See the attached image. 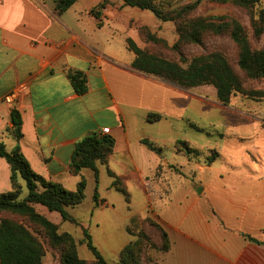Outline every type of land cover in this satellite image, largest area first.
I'll list each match as a JSON object with an SVG mask.
<instances>
[{
    "label": "crops",
    "instance_id": "1",
    "mask_svg": "<svg viewBox=\"0 0 264 264\" xmlns=\"http://www.w3.org/2000/svg\"><path fill=\"white\" fill-rule=\"evenodd\" d=\"M99 3L77 0L58 15L53 0H0V143L8 150L16 145L6 132L16 109L18 145L31 169L74 191L75 145L108 134L115 141L108 168L127 184L137 181L146 204L149 180L161 174L170 185L155 213L171 243L159 264H264V105L239 96L223 105L212 86L187 89L134 70L127 40L144 49L139 29L147 28L172 45L174 27L121 0H107L96 18ZM69 71L86 76L85 94L75 93ZM18 88L20 101L6 105L4 97ZM149 114L160 119L149 123ZM179 140L217 157L210 164L190 160L176 149ZM10 190V168L0 158V194ZM97 241L118 250L117 240Z\"/></svg>",
    "mask_w": 264,
    "mask_h": 264
},
{
    "label": "trees",
    "instance_id": "2",
    "mask_svg": "<svg viewBox=\"0 0 264 264\" xmlns=\"http://www.w3.org/2000/svg\"><path fill=\"white\" fill-rule=\"evenodd\" d=\"M77 0H53L54 11L61 15L65 13ZM125 6L152 12L161 22H174L180 39L194 44H200V33L212 31L220 33L229 31L230 38L239 46L237 66L248 79L264 78V51L254 52L244 34L243 28L233 22L231 25L222 23L215 25L212 19H196L194 22L185 21L184 15L193 12L201 2L187 4L179 9H172L174 0H121ZM227 2L229 0H211ZM242 6L254 4L256 0H230ZM107 0H100L92 11L96 18L105 9ZM252 27L256 35L262 32L254 22ZM139 35L146 44L144 49L127 40L128 50L135 55L132 68L146 75H151L168 81L183 88L192 89L200 86H212L216 90L218 102L229 105L233 97H242L251 101L264 100V90L246 89L241 79L232 70L228 60L220 51H213L195 56L187 67H181L177 62L152 53L148 46L165 44L161 39L151 34L147 28H140ZM172 50L177 51V44ZM181 56V54H180ZM67 77L76 94L83 95L88 91L86 76L79 71H69ZM160 119L159 115L149 114L147 122L152 123ZM12 129H7L16 145L7 149L0 143V158H3L10 168L11 190L0 194V264H43V247L35 235L22 223L12 220L6 214L24 219L28 225H38L44 235L61 250V264H87L77 256L76 245L68 234L57 233V226L50 222L35 206H42L50 213H58L63 222H75L68 212L69 208L80 205L85 198L86 180L82 171L89 169L93 172L96 184L99 181V165H107L114 151L115 141L108 134H91L78 141L69 164V173L80 177L74 191L65 189L60 183L46 180L36 174L23 156L19 141L22 138V117L19 111H10ZM150 151L161 155L162 150L148 140L141 141ZM175 147L189 159L197 158L200 152L182 140L176 142ZM217 157L212 151L208 164ZM171 168H175L172 166ZM178 171L177 169H175ZM113 178L112 185L128 199L125 187L118 188L119 182L124 181L112 171H108ZM97 186L94 192V202H98ZM129 235L135 237L119 253L118 264H159L152 259L148 251L156 250L166 253L171 243L164 227L146 217H133L127 228ZM86 247L94 257V264H108L98 249L92 243L87 232H84ZM253 241L252 239H250Z\"/></svg>",
    "mask_w": 264,
    "mask_h": 264
},
{
    "label": "rangeland",
    "instance_id": "3",
    "mask_svg": "<svg viewBox=\"0 0 264 264\" xmlns=\"http://www.w3.org/2000/svg\"><path fill=\"white\" fill-rule=\"evenodd\" d=\"M195 1L196 0H174L171 2V8L179 9ZM183 18L185 21L190 22H194L196 19H212L215 25H220L222 23L231 25L233 22L238 23L243 28L251 49L254 52L264 51V0H256L254 4L249 6L238 5L230 0L227 2L201 0L198 7L193 12L185 14ZM252 22L255 23L257 28H262V32L259 35H256L252 27ZM168 23L174 27L176 35L175 42L170 45L164 39L159 38L165 44L158 43L148 46V49L152 53L173 60L181 67L185 68L195 56L213 51H220L228 60L234 73L239 76L246 89L264 90V78L248 79L238 68L239 46L232 41L229 31L224 30L220 33H216L207 30L201 32L200 44H194L180 39L177 25L174 22ZM176 44L177 51L172 50L171 48ZM253 102L264 105V100ZM211 154L212 151L206 153L200 152L199 157L190 160H199L203 157L202 161L204 164H208V159ZM99 166L100 174L97 184L91 170H85L83 174L86 180L85 198L80 205L70 208L77 218H74L75 222L60 221V215L55 212H49L48 214L40 213L57 226V233L59 235L68 234L73 238L79 259L85 261L87 264H94V257L86 247L84 232H87L89 236H91L92 243L100 254L104 256L103 258L108 264H118L120 251L129 242L135 239V237L129 235L127 232L131 219L133 217H138L140 219L151 217L157 221L155 216L156 210L159 209L161 203L167 198L170 185L167 180L162 178L161 174L157 179L149 180L144 184V192L149 196L148 203L146 204L144 193L139 189L140 185L137 181H129L127 184L126 180H120L118 188L125 187L128 191L129 197L126 200L124 195L112 185L114 180L108 174V171H111L108 168V164ZM96 186L99 200L101 199L97 208L93 199ZM6 215L12 220L22 222L35 235L43 247V264H61V250L59 246H55L52 241L44 235L43 229L38 225H28L24 219L18 216ZM96 224L99 228L95 227ZM104 237L108 238V240H117L116 245H118V252L116 251L114 253V250L107 249L104 243H98L97 239L101 238L103 240ZM109 243H111V241H109ZM148 254L152 259L158 262V255L160 252L149 250Z\"/></svg>",
    "mask_w": 264,
    "mask_h": 264
},
{
    "label": "built area",
    "instance_id": "4",
    "mask_svg": "<svg viewBox=\"0 0 264 264\" xmlns=\"http://www.w3.org/2000/svg\"><path fill=\"white\" fill-rule=\"evenodd\" d=\"M22 94H23V89L18 88L12 91L11 93H9L8 95H6L4 97L3 102L9 106L14 105L16 102L20 101ZM108 132H109V129L104 130V133H108Z\"/></svg>",
    "mask_w": 264,
    "mask_h": 264
}]
</instances>
